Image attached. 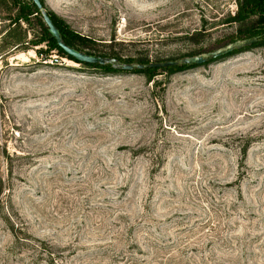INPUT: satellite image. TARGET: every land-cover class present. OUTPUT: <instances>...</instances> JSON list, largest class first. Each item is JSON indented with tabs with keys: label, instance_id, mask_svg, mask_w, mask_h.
<instances>
[{
	"label": "rangeland",
	"instance_id": "1",
	"mask_svg": "<svg viewBox=\"0 0 264 264\" xmlns=\"http://www.w3.org/2000/svg\"><path fill=\"white\" fill-rule=\"evenodd\" d=\"M44 4L121 60L203 53L253 25L223 23L234 0ZM10 6L0 264H264V46L149 81L60 56L35 21L42 53L9 47Z\"/></svg>",
	"mask_w": 264,
	"mask_h": 264
},
{
	"label": "trees",
	"instance_id": "2",
	"mask_svg": "<svg viewBox=\"0 0 264 264\" xmlns=\"http://www.w3.org/2000/svg\"><path fill=\"white\" fill-rule=\"evenodd\" d=\"M23 3H20V0H0V3H11V6L9 9L11 11H14V13H10L8 19L10 20V23L8 25V30L6 32V35L3 39V41L8 45L9 47H15L14 49H20L22 48L28 49L33 48L37 54H41L42 51L39 48H35L37 46V43L40 41L37 38L28 39V33L29 29L32 28L33 21L39 24L40 29L42 30V33H44V39L42 41H51L54 45V49L57 51V53L60 56L67 57L68 59L74 60L75 62L81 63L85 66L90 67H107L114 69L111 64L106 65H99V64H88L80 62L76 59H74L72 56L67 55L57 44L56 39L51 36V33L49 32L47 26L45 25L41 14L36 7V5L32 2V0H22ZM43 7L47 10V13L49 14L51 20L53 21L54 25L57 27L60 35L63 37L66 44L73 47L76 50L84 51L86 53H89L91 55H98L94 52L89 51V44L92 42V40L88 37L79 36L75 33H73L66 25L65 21L59 17L55 12L48 9L45 4L44 0H40ZM235 3V10L232 12H229L226 14L225 18L222 19L223 23L227 24H245V23H252L253 25L250 26V28L245 30L238 31L237 35H234L232 39H230L229 42L234 41L236 39H242L245 37H251L253 34L264 33V0H234ZM17 5H20L17 7ZM22 22L26 24V27H23ZM252 33V34H251ZM255 35V36H256ZM253 46H264V37L260 39L259 41L251 44L249 47H242L240 49H235L231 53H228L226 55L212 58L205 63H209L211 61L217 60L219 58L229 56L231 54H234L238 51H241L244 48H250ZM88 49V50H86ZM186 55H193L192 51L188 52ZM195 55V54H194ZM100 56H106V57H116L120 62H126V63H143L147 64L149 62H152L149 58H143V57H129L121 60L120 56L114 53H102ZM160 61V60H155ZM162 61V60H161ZM198 64L193 65H177V66H167V67H157L161 68L162 70L166 71H172L175 69L181 68H191L194 66H197ZM116 71H125L122 69H114ZM156 67H145L142 69H134L131 72H138L145 74L147 79L151 81L154 78Z\"/></svg>",
	"mask_w": 264,
	"mask_h": 264
},
{
	"label": "water",
	"instance_id": "3",
	"mask_svg": "<svg viewBox=\"0 0 264 264\" xmlns=\"http://www.w3.org/2000/svg\"><path fill=\"white\" fill-rule=\"evenodd\" d=\"M32 2L38 8L41 17L47 26L51 36L56 39L58 46L69 56H72L74 59L88 64H99V65H106L111 64L114 69H122L126 71H132L134 69H142L145 67H167V66H177V65H193L198 64L201 65L204 62L212 59L217 58L228 53H231L235 49H240L245 46H249L264 37V33H261L256 36L245 37L242 39H236L234 41L228 42L224 46L218 47L214 50H209L203 53H198L195 55H186L182 56L177 59H167L163 61H152L147 64L143 63H126L120 62L116 57H106L100 55H91L84 51H79L74 49L73 47L69 46L65 43L63 37L60 35L57 27L54 25L53 21L51 20L47 10L43 7L40 0H32Z\"/></svg>",
	"mask_w": 264,
	"mask_h": 264
},
{
	"label": "built area",
	"instance_id": "4",
	"mask_svg": "<svg viewBox=\"0 0 264 264\" xmlns=\"http://www.w3.org/2000/svg\"><path fill=\"white\" fill-rule=\"evenodd\" d=\"M52 60L55 61L56 63H60V60L58 59L57 55H55V57H53Z\"/></svg>",
	"mask_w": 264,
	"mask_h": 264
}]
</instances>
